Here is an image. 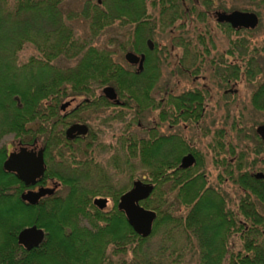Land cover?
<instances>
[{"label": "trees", "instance_id": "1", "mask_svg": "<svg viewBox=\"0 0 264 264\" xmlns=\"http://www.w3.org/2000/svg\"><path fill=\"white\" fill-rule=\"evenodd\" d=\"M146 2L154 6L151 13L144 6ZM193 2L83 0L80 6L72 7L69 0H0V264H189L187 257L192 258L190 264H264V179L252 175L256 171L264 172V154L260 156L264 141L255 129L252 135H242L244 140L253 138L257 142L242 149L239 179L234 175V164L227 161V173L232 175L230 187L219 181L208 185L200 166L199 150L189 146L179 134L166 136L158 131L164 122L197 123V120L174 121L172 107L176 105L183 110V118H198L205 98L202 91L189 90L176 99L170 94L163 95L162 102L155 97V92L161 89L154 86L161 75L155 67L156 43L153 51L144 50L146 63L140 73L128 72L113 57V50L96 44L98 37L105 34L106 26L115 20L125 23L127 17L138 22L135 33L146 32V28L151 39L156 30L169 29L177 19L183 26L196 22V18H207L208 15L196 14L199 8L186 5ZM184 11L187 13L178 15ZM78 21L85 23V31L81 33L76 26ZM168 40L169 44L161 50L162 64L170 67L171 76L181 73L190 79L191 71L175 70L172 41ZM117 49L125 51V41ZM26 50L32 52L21 59V52ZM259 59L253 55L241 58L246 82H252L255 75L264 72L253 67H260ZM203 60L195 56V67ZM191 68L185 65L186 70ZM125 83L146 86H125ZM106 84L114 85L118 98L131 108L129 112L114 110L101 116V123L111 131L117 129L113 122L122 124L118 130L123 129L115 138L114 155L106 168L129 169L133 173L129 183L114 190L116 180L112 179V172L101 173L104 170L93 158L92 143L85 144L83 152L85 155L90 150L92 154L79 158L67 139L68 154L58 168L59 173L53 169L46 171V176L60 180L66 192L56 190L36 204L25 202L21 193L27 187L14 173L3 168L7 155L5 140L39 137L48 150L55 132L54 124L50 128L47 123L59 119V104L71 97L82 98L80 105L84 110L109 107L105 95L97 93ZM250 103L254 110L264 113V81L253 89ZM147 113L154 119L153 125L145 128L146 138L135 136L131 130L123 135L126 125L131 128L139 121L143 126ZM78 114V110L67 113L66 119L86 122ZM32 121L36 122L33 131L29 127ZM241 127L237 124L236 130H244L242 124ZM93 133L89 129L87 138L93 140ZM189 151L196 156L195 164L187 169L178 168L181 157ZM230 151L235 153L234 149ZM220 152L215 153V164L221 168ZM249 153L253 154L251 158ZM117 159L121 160L120 164ZM66 168L71 173H65ZM139 170L148 171L150 180L144 181L154 185L151 195L140 201L142 206L156 212L148 237L137 234L117 207L119 195L131 186L134 173ZM92 177H97L99 183L91 182ZM166 184L168 191L162 189ZM104 189L108 191L102 192ZM223 189L241 195L243 223L239 249L226 248L223 243L220 200L209 198L221 194ZM173 191V197L184 206L183 213L176 214L174 202L164 200ZM97 195L112 197V208L105 211L96 207L92 199ZM33 224L44 229L45 237L38 247L27 250L18 243L17 235L23 227ZM153 237L158 243L152 247L147 242Z\"/></svg>", "mask_w": 264, "mask_h": 264}, {"label": "rangeland", "instance_id": "2", "mask_svg": "<svg viewBox=\"0 0 264 264\" xmlns=\"http://www.w3.org/2000/svg\"><path fill=\"white\" fill-rule=\"evenodd\" d=\"M72 7H77L82 4L83 0H69ZM96 1V0H95ZM101 3V0H98ZM215 4H212L211 9H244V10H251L256 11L259 13L260 17V23L256 29H254L251 32H243L241 34L242 38L248 39V52L250 54H247L245 56L253 55L257 56L259 55V62H260V68L262 71H264V8H257L255 7L250 0H215ZM153 7L148 8V13H151ZM121 25V26H120ZM76 26L80 33L82 31H85V23L83 21H78L76 23ZM124 26L125 23H123V20H115L114 24L106 26L105 27V34L98 37V41L96 42L97 46L105 47L107 49L113 50L114 58L119 61L120 63L124 64V52L117 49V45L124 41ZM176 26H178L176 28ZM182 24L179 23V19L175 21V23L165 31L156 30L154 34L153 41L156 43V47L158 46L157 50V56L160 57V51L162 50V47L169 44V40L171 34L169 35L167 32L171 31L173 33H176L180 30H183L185 34H192L193 36H204L206 39V42L204 40L205 46L210 50L212 54L218 51H222L228 48L230 42H234L237 39H239V35L235 32L228 31L224 27H219L217 24L211 20L209 22H194L190 25L189 24H183L182 29L180 27ZM173 30V31H172ZM163 32V33H162ZM111 41V43H109ZM171 41V40H170ZM244 42L246 40H243ZM172 45V44H171ZM204 48V45H202V49ZM32 51L26 50L21 52V59H23L25 56L30 54ZM178 52L180 55H183L184 49L182 48H174L171 49V56L172 58L175 57V53ZM258 53V54H257ZM243 57V56H242ZM241 57V58H242ZM213 58V57H212ZM211 58V59H212ZM240 58V60H241ZM207 59V58H206ZM205 59V60H206ZM236 58L227 56L224 58L225 62L234 61ZM175 61V60H174ZM208 61V60H207ZM258 61V60H257ZM199 63V62H198ZM160 70L161 75L159 77L160 85L159 87L161 89L158 90L157 93H155V97L160 100V98L163 97V89L164 85H168L170 87H176L178 84V93H181L183 90L186 89H192L194 87L192 83V77L189 79L187 75L185 74H177L176 76L170 75V67H166V64H162L160 61ZM242 65V62H241ZM197 67H202V63L198 64ZM253 67H257V65H254ZM255 69V68H254ZM256 71V70H255ZM178 72H180L178 70ZM192 74H196V72H192ZM199 76L205 75L203 71L198 72ZM242 75V81L237 86L238 92L233 95H228L227 98H222L220 95L223 93V89L219 88L217 86L212 85L211 83H208V86L211 88L212 95L210 96V99L207 101V104L205 105V115L203 118L198 121L197 123L193 122H178L176 124H170L168 122H164L160 128L158 129L159 133L161 134H171V133H177L181 135L187 142V144L191 147H194L195 149L199 150L201 153L200 155V166L203 168L204 171V177L206 179V182L208 185H215L217 181L216 177L219 174V166L216 167L215 165V153L216 151H221L220 154L222 155L224 149L227 151L229 155L234 156H241L242 149L244 147L250 148L254 145V142L257 141L255 139H243L242 135L250 134L252 135L253 129H255L256 123L255 122H264V113L260 111H256L253 109L250 103V96L253 91V89L256 87L257 84L264 81V72L261 74L255 75L254 80L250 83L246 82L243 70L241 72ZM188 79V80H187ZM158 81V82H159ZM197 85V84H195ZM199 88L202 87L201 83L197 85ZM100 90V89H99ZM97 90V93H100V91ZM71 97H68L64 99L63 101L70 100ZM82 98H79L81 100ZM78 101V100H77ZM76 101V102H77ZM75 104V103H74ZM72 104V106H74ZM129 111L131 110L130 105ZM122 111L129 112L126 107ZM92 108H89L87 110L79 111V116L81 119L85 120L92 132H94V135H97V142L98 143H92V140L88 137L83 143H78V145L73 146L74 150L78 152L77 156L79 158H84V156L87 154H92L90 150L84 155L83 152H85V144L92 143V146H94L93 149V158L95 159L96 163L103 167L104 173L106 172L108 175L110 172H112V179L116 180V184L114 185V190L121 188L124 184L128 182L129 176H132L133 173L126 169L125 173L119 169L117 170H110L106 168L108 165L109 159L114 155V149H115V138L117 135H119L122 130H118V127H120V123H114V126L117 127V129H114L111 131V129H108L104 126L103 123H101V116H103L105 113L111 112L110 110H102L99 112H94L91 110ZM114 111V110H113ZM155 113L153 112V115ZM153 116L147 113L145 118L143 119V127L144 128H150L153 125ZM183 120V119H179ZM69 121V120H68ZM139 122V121H138ZM138 122L130 128L128 125H126V128L123 132V135H126L130 133V130L135 134V136L139 138H146L147 137V131L140 128L138 129ZM239 124L240 128L241 124L245 127L244 130L241 129L240 131L236 130V125ZM142 125V124H141ZM223 131L224 135L220 137V132ZM101 133V134H100ZM223 138V141L225 144L221 143L219 139ZM20 139H15L12 137H8L5 140V144H12L13 146H16L18 141ZM245 141V142H244ZM11 145V146H12ZM109 145V146H108ZM100 146V147H99ZM101 146H107L105 149ZM113 146V148H112ZM226 146V147H225ZM222 147L224 148L222 151ZM214 148V149H213ZM235 151L234 154L230 150ZM116 152V151H115ZM231 154H230V153ZM68 154V151L65 155ZM236 154V155H235ZM264 154V151L260 153V156ZM228 155V156H229ZM253 156L252 153H249V158ZM66 157V156H65ZM119 161V162H118ZM117 162L120 164L121 160L117 159ZM64 164V163H62ZM60 168V167H58ZM57 168V169H58ZM64 171V170H62ZM244 171V170H243ZM123 172V173H122ZM65 173H71L70 170L67 168L65 169ZM227 175V174H226ZM103 179V175H100ZM134 178H144V180H150L149 172L146 170H139L134 173ZM90 181L99 183V179L97 177L89 178ZM55 181L60 182L58 178H54ZM61 183V182H60ZM225 187H230V185L223 184ZM164 191L169 190V185L166 184L162 188ZM67 188L64 186H60L58 188V193L64 194L66 192ZM106 191V189H105ZM108 191V189H107ZM224 191V189L222 190ZM227 193H229L227 191ZM173 192H168V194L165 196L164 200L166 199L167 203L174 202V209L175 213H183L184 212V206L180 205L178 201L173 197ZM113 202L110 197H108V203L105 207V211H108L112 208ZM34 225V224H33ZM31 226V225H29ZM26 227V226H25ZM24 228V227H23ZM22 228V229H23ZM156 237H153L150 239L147 244L153 247L156 246ZM158 243V242H157ZM158 246V245H157ZM240 246H238L236 249H239ZM191 257H187L186 261L187 263H191Z\"/></svg>", "mask_w": 264, "mask_h": 264}, {"label": "flooded vegetation", "instance_id": "3", "mask_svg": "<svg viewBox=\"0 0 264 264\" xmlns=\"http://www.w3.org/2000/svg\"><path fill=\"white\" fill-rule=\"evenodd\" d=\"M215 2H216L215 0H194L193 3H190V4L186 3V5L199 8L200 11L196 14H202V15H206V16L208 15L207 18H201V19L196 18L197 19V20H195L196 22L198 21L199 23L200 22L205 23V22H209L212 18L213 21L217 24V26L224 27L228 31H231L233 33L235 32L238 35L240 34L239 39L236 38V40L234 42H230L227 49L222 50V51L220 50V51L212 54L210 52V50L204 44V40L206 42V39L204 36H201V35H199V36L194 35L193 36L192 34H185V32L183 30H180L176 33H171L170 39L172 41L173 51H174V48L184 49L183 55H180L178 52H176L174 55L175 56L174 57V59H175V61H174L175 62V70L176 71L179 70L180 72H184V73L189 72V71L194 72V73L195 72L198 73L199 71H203L205 73V75H202V76H199L198 74H193L192 83H193L194 87L192 89L183 90L181 93L177 92L178 84L176 85V87H170L167 84L164 85L163 89H166V90L163 91V95L165 97L167 96V94H170L172 96V98L176 99L180 94L187 92L189 90L190 91L191 90L192 91L193 90L202 91L203 95L205 96L204 102H203V107L201 108L202 113L200 114V116L198 118H193L191 116H185L183 118V114H181L183 110H180L177 108L176 105H173L172 110L174 112V114H173L174 115L173 116L174 121H177L179 119L200 121L203 118V116L205 115V105L207 104V101L210 99V96L212 95V91H211V88L208 86V83H211L214 86L222 88L223 93L220 96L222 98H227L228 95L234 96L238 92L237 86L242 81V79H241L242 78V75H241L242 66H241L240 58L243 55H247L250 53L248 52V41L249 40L246 38H242L241 34L243 32H251L258 27V25L260 23L259 13L256 11L244 10V9H231V10H227V9H223V8H220V10L218 8L217 9H211L212 4H215ZM250 2L257 8H264V0H250ZM99 3H100V1H99ZM144 6L147 9L149 7H153L152 3H150V2H146L144 4ZM234 10H240V11H247V12L255 13L258 16V24L256 25V27L253 29L245 28V27L234 28L229 23H227L225 21H223V22L217 21L216 12L230 13ZM185 13H187V11L179 12L178 15H182ZM137 23L138 22H134L129 17H127L125 19V26L123 28L125 31L124 32V34H125V37H124L125 38L124 39V41H125L124 55L127 52H133L138 57H141L142 55H144V60H143V64H142L141 69L139 68V62L129 63L124 58L125 63L124 64L121 63V64L130 73L131 72L132 73H140L144 70V66L146 63V53L144 52V50L147 49L149 51H153L154 47H155V43H154L153 39H151L150 37H147V33H146L147 29L146 28H145L146 32L135 33L137 28H138ZM177 27L178 26H176V28ZM141 28H142V26H141ZM148 40L152 41V48H149ZM243 40H246V41L244 42ZM202 45H204L203 49H202ZM124 55H123V57H124ZM160 56H161V51H160ZM195 56H201L204 58L203 63H202V67H195V64H194L195 63V61H194ZM227 56L234 57L238 60L225 62L224 58H226ZM256 57H259V55H257ZM156 61H157V65L155 67H157L158 70L161 71L160 65H159L161 58L157 56ZM185 65H187V66L191 65V67H192L191 70L190 69L186 70ZM259 69H261V68L258 66L255 68L256 71H258ZM191 72H189V73H191ZM223 79H226V81L223 82ZM199 82L201 83L202 89L197 88V85L199 84ZM195 84H197V85H195ZM159 85H160V82H157L154 86H156L157 88H160ZM105 86H112L115 90L114 85L106 84V85H103L102 87H100V93L101 94H103L102 89ZM125 86H137V87L142 86L143 87V86H146V84L125 83ZM168 89H170V90L167 91ZM157 92L158 91H156L155 93H157ZM106 99L109 101V104H110L109 107H95V108H92L91 110L94 112H99L102 110L122 111L125 109L124 107H126L129 111V106H127L128 104L126 103V101H123L120 98H118L117 93H116V98H114V99L106 98ZM163 100H164V97L160 98V101L163 102ZM66 101H69L70 103L68 106L65 107V109H62L61 105ZM66 101H62L58 106V108H59V110H58L59 119L58 120L51 119L50 123L49 122L47 123V124H49L48 127H50V128H51L50 125L54 124V132H55L54 138L52 139L51 145L49 146L48 150L46 149V146L44 145L42 138H39V137H32L31 139L29 138L27 140H19L16 146H13L12 144L7 145L6 158L10 152L17 151L20 147H26L29 150L33 149L35 151L39 150L40 148L43 149V157H44V162H45V166H46L44 175L40 179L37 180L36 184H34L33 186H30V187H27L25 190H27L29 188L31 190L36 191L39 187H42V186L43 187H50V188L56 186L55 190H54V193H55V191L58 190V188L61 186V183L58 181H55L54 178H56V177H54V176L52 178L48 177V175L46 176V171L48 169H53L55 173H59V172H57L58 171L57 168L64 162L65 156H66L65 154H66L67 150L69 149L66 146V140H67L66 130L72 124L80 123V124H85L88 127V132H89L90 127H89L87 122H83L81 120H77L74 122H68V120L66 119L67 113L77 111V110L78 111L84 110V107H81V105H80L81 100H79V98H70V100H66ZM45 102L49 103L50 100H46ZM72 104H74V106H72ZM35 126H36V122H34V121H32L29 125V127L32 129V131L34 130ZM138 126L145 130V128L143 126H141L140 122H138ZM88 132L85 135H78V136H75L74 138H72L70 140L68 139L69 141L72 142V144L70 145V148H72V149L75 148L73 146L78 145L79 142L83 143L87 139ZM56 135L58 137H56ZM168 135L169 134H167L166 136H168ZM171 135L178 137L177 133H171ZM223 135H224V132L221 131L220 137H222ZM219 140L221 141V143L225 144L223 141V138H221ZM59 141H61V142H59ZM92 143L93 144L98 143L97 142V135H95L94 139L92 140ZM112 148H113V146H112ZM192 148H194V147H192ZM224 148L222 147V151ZM195 150L197 151V149H195ZM188 153H191L194 155L195 162H196L195 154L192 151H189L185 154H188ZM228 155L229 154L224 149V151L221 155V158L223 160V163H222L223 166L221 165V168L219 167L220 168L219 174L216 177V179H214L215 181H217V182L219 181L222 184H227V183L231 184L232 183V175L227 173V161L231 165L234 164V175L236 176V179H239V177L242 174L240 160H239L241 156H236V157L232 156L231 157V155H229V156ZM195 162H194V164H195ZM179 164H180V162H179ZM179 164H178V168H179ZM216 167H218V166L216 165ZM120 170H122L124 173L126 171V169L124 167H121ZM231 171H233V169H231ZM103 172L104 171H102L101 173H103ZM257 172H262L264 174L263 171H256L252 174L253 177L255 179H264V178H256L254 175ZM130 179H131V176H129L127 183H129ZM135 180H142L143 182L150 183L148 181H144V178H134L131 182V186L128 189H126L125 191H123L121 194L128 191L132 187V184ZM106 191H107V189H106ZM106 191L104 189L102 192L105 193ZM52 195H46L44 197L52 196ZM120 195H119V197H120ZM44 197H42V198H44ZM100 197L106 198L108 200V196L97 195V196L93 197L92 202L95 198H100ZM110 198L112 200V197H110ZM209 198H211V199L212 198H218L220 200V206L222 208V220H221L222 233L224 235L223 243L225 244L226 248L232 247V246L237 248L238 246H240V243H241V225L243 223L242 211H241V195L240 194H232L230 192L227 193V191L224 190L221 194L212 195V196H209ZM118 200H119V198H118ZM112 202H113V200H112ZM117 204H118V202H117ZM101 210H105V208H103Z\"/></svg>", "mask_w": 264, "mask_h": 264}, {"label": "water", "instance_id": "4", "mask_svg": "<svg viewBox=\"0 0 264 264\" xmlns=\"http://www.w3.org/2000/svg\"><path fill=\"white\" fill-rule=\"evenodd\" d=\"M218 22H227L232 27L255 28L258 24V16L253 12L234 10L230 13L216 12ZM149 48H152V41L148 40ZM124 58L129 63L139 62V68H142L144 55L138 57L133 52H127ZM106 98H116V92L112 86H105L102 89ZM69 101L61 105L65 109L69 105ZM257 135L264 141V124L256 126ZM88 132V127L85 124L74 123L66 130L67 139H72L78 135H85ZM195 162L193 154L188 153L181 157L179 168L187 169ZM3 168L7 172H12L16 177L23 182L26 187L33 186L45 172L46 166L43 157V149L35 151L29 150L26 147H20L17 151H12L8 154L3 162ZM256 178H264L262 172H257L254 175ZM55 187H39L36 191L27 189L21 193V198L29 203L36 204L40 198L46 195H52ZM153 184L135 180L132 187L120 195L117 207L121 210L132 229L142 237H148L153 228L156 219V212L152 209L145 208L140 204V201L148 198L153 191ZM108 200L106 198H95L93 204L99 209L106 207ZM45 237L43 228L37 225L26 226L21 229L17 235V241L25 249L30 250L38 247Z\"/></svg>", "mask_w": 264, "mask_h": 264}]
</instances>
